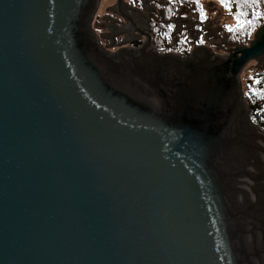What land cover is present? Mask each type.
Wrapping results in <instances>:
<instances>
[{
  "label": "water",
  "instance_id": "obj_1",
  "mask_svg": "<svg viewBox=\"0 0 264 264\" xmlns=\"http://www.w3.org/2000/svg\"><path fill=\"white\" fill-rule=\"evenodd\" d=\"M99 2L0 0V264H264V133L239 79L264 24L183 57L116 0L143 41L110 52Z\"/></svg>",
  "mask_w": 264,
  "mask_h": 264
},
{
  "label": "rangeland",
  "instance_id": "obj_2",
  "mask_svg": "<svg viewBox=\"0 0 264 264\" xmlns=\"http://www.w3.org/2000/svg\"><path fill=\"white\" fill-rule=\"evenodd\" d=\"M128 1L129 2H127V0H124V2L127 3L131 7H134L133 4L136 5L135 3H140L141 4L140 8L142 10L144 9L143 6L146 7V5L143 4L145 3V0H128ZM200 1L202 2L204 9L206 10L205 13L207 12L206 13L207 18L204 20H201L198 14L195 12L193 7L186 8V7L178 6L173 10V18L171 21L175 27L172 28V32L170 34L171 36H173L174 38L182 37V40L189 39V41L191 42L195 41L196 44H207V48H209L215 54H220V53L231 51L234 45H246L248 44L249 41L252 40L251 38L243 44L229 43V41L226 40V38L223 35H225L226 33L228 35L229 33L225 25L231 26L233 24V20L230 14L229 13L226 14L221 9V7L217 5L213 0H200ZM115 3H116V0H100L99 6L96 12L94 13V17L91 22V28L93 29V31L99 38L100 43L105 49L109 50L110 52H116L118 49H120L119 47H121V45L119 42L124 36L122 32L119 33L115 38L114 46H110V42L108 40H104L100 36L101 33H107L109 31L108 28L106 29V27L101 24V23H104V24L109 23V18L105 19L104 18L105 16L111 17L112 22L116 24L117 22L115 21H122L119 16L115 15L114 12L110 11V8H112L115 5ZM147 3L148 5L156 9L155 10L156 15L153 12H152V15H155V18L157 16L158 22L154 20V18H153V22H155L158 25L160 23L164 24L163 20L160 18L162 17V12H159V5L166 4V0H147ZM185 13L186 15H182ZM122 22L124 23V25L127 23L125 21H122ZM117 25H120V24H117ZM188 26L189 28L197 30V33L194 35L193 38H191L189 34L185 35L186 33L185 28H187ZM126 42L130 43V46L128 44H125V47L127 45L129 48H132V49H136L141 45L140 41H139V44L135 46L131 44L132 42H129V41H126ZM171 46L172 45H170V47ZM176 51L177 50L175 51L173 50V52H176ZM167 52H171V51H167ZM258 65L259 64H256L255 61H250L249 63H247V65L244 67V69L240 73L239 79L241 82V90L243 92V95L244 93L247 92V90H249L248 88L252 87L251 77L253 73L264 70V66L259 67Z\"/></svg>",
  "mask_w": 264,
  "mask_h": 264
},
{
  "label": "trees",
  "instance_id": "obj_3",
  "mask_svg": "<svg viewBox=\"0 0 264 264\" xmlns=\"http://www.w3.org/2000/svg\"><path fill=\"white\" fill-rule=\"evenodd\" d=\"M213 1L217 5H219L226 14L229 13L232 17L233 24L230 26L232 30H228V35L227 33L223 35L226 40H228L231 44L245 43L247 40L252 38L254 31L258 29L262 24H264V16H262L260 19L255 20L254 24L251 26V34H247L249 32V26L244 25L242 28L238 27L237 21L233 15L234 13H237L239 9L233 6L232 12L230 13L224 7H222L220 3H218V0ZM127 2L129 1L127 0ZM200 4L202 5L201 1ZM139 5L140 3H136V6ZM178 6L186 8L193 7L200 18V9L197 7L195 0H182V2L181 0H175V2H170V0H166V4L159 5V12H162V17L160 18L163 20L164 24L160 23L159 25L157 24L154 27V23H152L153 25L150 26V28L152 29L151 39L155 49L160 53H166L167 51L177 50L176 52L179 55L186 56L188 54L186 51V43L182 40V37L174 38L173 36H171L170 34L172 32V28H168L169 24L173 25L171 21L173 18V10ZM242 7H244L245 11L248 13L247 18L253 19V17L251 16V6ZM258 7L259 10L264 13V0H261V3ZM204 11L206 10L204 9ZM170 45L172 46L170 47ZM251 86L252 87L248 88L249 90L244 93V98L249 111V118L251 122L255 124L264 133V70L253 73L251 77Z\"/></svg>",
  "mask_w": 264,
  "mask_h": 264
},
{
  "label": "snow or ice",
  "instance_id": "obj_4",
  "mask_svg": "<svg viewBox=\"0 0 264 264\" xmlns=\"http://www.w3.org/2000/svg\"><path fill=\"white\" fill-rule=\"evenodd\" d=\"M170 2H175V0H170ZM182 2V0H181ZM195 3L197 4V7L200 9V18L201 20L206 19V13L203 9V6L200 4V0H195ZM218 3H220V5L222 7H224L227 11H229L230 13L232 12V7L235 6L237 9H239V11L237 13H234V18L237 21V26L238 27H243L244 25H248L249 26V32L247 34H251L252 28L251 26L254 24L255 20L260 19L262 16H264V13H262L259 10V5L261 3V0H218ZM242 6H251V16L253 17V19H248V13L245 11V8ZM182 15H186L182 14ZM243 17V19H242ZM175 26L172 24L168 25V28H174ZM183 27V26H182ZM225 27L228 30H232L230 28V26L225 25ZM200 42V41H198Z\"/></svg>",
  "mask_w": 264,
  "mask_h": 264
},
{
  "label": "flooded vegetation",
  "instance_id": "obj_5",
  "mask_svg": "<svg viewBox=\"0 0 264 264\" xmlns=\"http://www.w3.org/2000/svg\"><path fill=\"white\" fill-rule=\"evenodd\" d=\"M136 4V3H135ZM143 4H145V3H143ZM146 5V7L145 6H143L144 7V11L145 10H149V9H151V18L149 19V34H150V36H151V34H152V29L150 28V26L151 25H153L152 23H154V27L157 25L155 22H153V18L155 19V20H157L158 21V19H157V16H156V18H155V15H156V12H155V8L153 7H151L150 5H148V4H145ZM134 7H136V8H138V9H140L141 11H143L141 8H140V6H141V4L139 5V6H136V5H133ZM142 7V8H143ZM115 12V11H114ZM152 12L153 13H155V15H152ZM123 27V29L122 30H119L120 28H122ZM108 28H109V30L110 31H108L107 33H102L101 35V38H103L104 40H108L109 42H110V46H114V41H115V38H116V36L119 34V32L121 33V32H124V33H126V35H131V34H133V36H134V40L132 41V39L129 37V39L127 40V41H129V42H132L131 44H133L134 46L135 45H138L139 44V41L140 42H142V39H143V37H137V35L136 34H134L133 33V31H132V29H131V27L130 26H127L126 28H125V26H124V24H123V22H122V24H120V25H117L116 23H109L108 24ZM124 35V34H123ZM126 41V40H125ZM123 42V41H122ZM122 42L120 43V45H121V47H119V48H125V45H122ZM111 44H113V45H111ZM119 45V46H120ZM128 45L130 46V43H128ZM126 47L127 48H129L127 45H126ZM131 47H133V46H131ZM117 49V48H116Z\"/></svg>",
  "mask_w": 264,
  "mask_h": 264
},
{
  "label": "built area",
  "instance_id": "obj_6",
  "mask_svg": "<svg viewBox=\"0 0 264 264\" xmlns=\"http://www.w3.org/2000/svg\"><path fill=\"white\" fill-rule=\"evenodd\" d=\"M185 29H186L185 35L189 34L191 38H193L194 35L197 33L196 29L189 28V26L187 28H185ZM183 41H185V43L187 45V52L189 53L190 50L192 49L193 45L196 44V42L195 41L191 42V41H189V39H186V40H183ZM230 46H232V45H230ZM173 53L178 54L177 52H173Z\"/></svg>",
  "mask_w": 264,
  "mask_h": 264
},
{
  "label": "bare ground",
  "instance_id": "obj_7",
  "mask_svg": "<svg viewBox=\"0 0 264 264\" xmlns=\"http://www.w3.org/2000/svg\"><path fill=\"white\" fill-rule=\"evenodd\" d=\"M98 6H99V4H98ZM98 8V7H97ZM122 20V19H121ZM123 21V20H122ZM122 21H115V22H117V24H122ZM259 67H263L264 65L263 64H259L258 65Z\"/></svg>",
  "mask_w": 264,
  "mask_h": 264
}]
</instances>
